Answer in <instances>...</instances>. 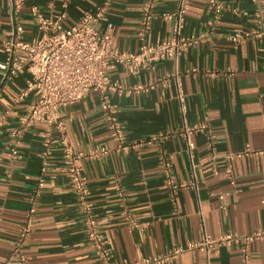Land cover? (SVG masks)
Here are the masks:
<instances>
[{
	"label": "crops",
	"instance_id": "crops-1",
	"mask_svg": "<svg viewBox=\"0 0 264 264\" xmlns=\"http://www.w3.org/2000/svg\"><path fill=\"white\" fill-rule=\"evenodd\" d=\"M208 1H192L183 30L186 36L206 34L208 40L185 51L177 65L166 60L153 70L142 69L138 76L121 66L111 72L112 80L123 89L155 85L149 92L112 93L110 100L128 143L160 140L136 150H119L96 93L62 110L65 136L75 150L109 149L107 156L83 159L80 164L112 264H134L175 248L185 251L172 264H239L240 246H224L209 256L203 250L186 249L205 235L218 238L227 233L264 232V155L235 160L234 185L223 158L246 150H264V38L240 44L227 40L255 28L254 12L264 0H219L223 11L218 18ZM104 2L0 0V62L6 57L4 42L11 34L14 15L21 21L23 40L32 42L41 36L30 15L33 6L45 17L65 13L63 27L69 28L85 13H95ZM144 2L116 0L94 28L106 32L113 25V46L137 52L142 43L139 31ZM177 2L159 1L158 16L145 38L147 44L171 35L172 23L161 14L172 12ZM175 69L181 74L184 104L174 79L160 83ZM28 78V72H20L0 94V115L6 113L0 127V149L30 103L14 101ZM194 125L204 127L193 133L194 147L190 148L181 132ZM46 135L56 143L44 175L34 229L23 249L27 264H99L87 241L83 216L63 163L61 135L42 124L32 127L22 139L20 159L11 163L5 158L0 164V264H21L15 244L41 175ZM163 156L171 162L172 178L193 186L172 196L162 172ZM249 251L252 264H264V240L252 242Z\"/></svg>",
	"mask_w": 264,
	"mask_h": 264
},
{
	"label": "built area",
	"instance_id": "built-area-1",
	"mask_svg": "<svg viewBox=\"0 0 264 264\" xmlns=\"http://www.w3.org/2000/svg\"><path fill=\"white\" fill-rule=\"evenodd\" d=\"M116 0H105L102 7L95 13H85L75 25L64 28L65 13L45 17L38 7L33 6L30 15L41 36L32 41L23 40L21 21L14 15L12 31L4 42L5 60L0 62V94L3 87L20 72L26 71L29 78L25 88L15 97V103L30 100L25 113L17 120L16 126L9 132V141L0 149V164L7 158L11 163L20 159L19 147L26 133L35 125L42 124L50 131L54 128L61 135L59 143L63 146V163L70 175V184L78 201L87 241L94 249L99 264H112V256L107 248L104 234L101 231L95 212V204L90 200L91 191L89 182L83 174L81 161L83 159H97L109 153L106 146L89 150H75L65 136L66 127L61 121L62 110L72 107L89 95L96 93L100 97L101 108L108 124L111 138L117 143V148L123 152L131 149H140L145 145L160 140L128 143L124 127L117 116V108L110 100V94H128L149 92L155 85H136L131 89H123L117 81H113L111 72L118 67L127 68L132 76H138L142 69L153 70L159 62L170 60L177 65L181 55L190 48H194L208 40L206 34L186 36L183 34L186 16L193 0H178L174 10L162 13L161 16L172 23V33L165 40L147 44L146 35L151 29L153 20L158 16L156 8L160 0H145L142 7L141 29L139 38L142 41L137 52H125L113 46V25L108 26L106 32L98 31L94 24L104 18L107 9ZM209 8L215 18H218L223 7L219 0H209ZM21 3L15 8H20ZM67 7L66 4L63 5ZM255 28L246 34H234L227 40L240 44L248 39L264 38V4L257 6L254 12ZM229 74L235 76V71ZM174 79L178 88L180 102L184 104L185 95L181 74L175 69L160 83H168ZM6 120V113L0 115V127ZM203 125L185 126L181 132L185 136L190 148L194 147L191 137L195 131L202 130ZM56 142L48 135L42 152V169L35 189L30 197L31 207L20 228L14 252L19 255L21 264H27L28 258L23 252L31 238L34 229V216L37 212L38 201L45 185L44 175L49 167L52 148ZM252 155H264V150L253 153L246 150L241 154H227L223 156L226 162V172L234 185L232 163L235 160ZM162 172L172 196L182 188L193 184H179L172 178L171 162L163 156L161 158ZM11 174L9 173V177ZM123 198L122 190L118 191ZM224 195H220L223 199ZM264 240V232L253 234L227 233L218 238L203 236L196 242H191L186 250H203L207 256L217 253L224 246H240L239 264H252L249 246L252 242ZM185 249L175 248L163 254H156L144 258L134 264H172Z\"/></svg>",
	"mask_w": 264,
	"mask_h": 264
}]
</instances>
